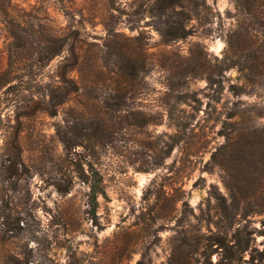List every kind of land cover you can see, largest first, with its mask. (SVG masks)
<instances>
[{
	"label": "rangeland",
	"instance_id": "374dc122",
	"mask_svg": "<svg viewBox=\"0 0 264 264\" xmlns=\"http://www.w3.org/2000/svg\"><path fill=\"white\" fill-rule=\"evenodd\" d=\"M11 2L32 58L62 37L146 59L99 141L83 134L115 85L84 86L76 70L61 81L68 49L26 59L29 75L0 84V264H264V171L260 185L246 182L232 150L264 139V65L248 69L250 49L236 44L247 32L264 59V0H198L186 36L168 40L160 0ZM94 173L104 193L91 214Z\"/></svg>",
	"mask_w": 264,
	"mask_h": 264
},
{
	"label": "trees",
	"instance_id": "16d2710c",
	"mask_svg": "<svg viewBox=\"0 0 264 264\" xmlns=\"http://www.w3.org/2000/svg\"><path fill=\"white\" fill-rule=\"evenodd\" d=\"M160 1L164 3L162 5L163 13H167V9L171 10L167 15L173 21L164 22V25L159 27L161 36L166 40L186 36L188 33L187 21L190 18V11H197L195 8L198 4V0ZM189 2H192L194 8H189L190 6L187 4ZM176 5L181 8L176 12L177 15L172 14L174 6ZM13 12L14 8L11 0H0V20L9 22L8 33L12 38L8 48V67L0 73V84L5 81L9 82L10 80L8 79H12L14 75L21 76L22 74H20V72L22 71L24 74L29 75L31 72V62L25 63L24 61L26 59L35 61L33 62L35 64H39L46 61V58L51 59L53 56L59 54L64 48L68 49V53L64 56L62 64L60 65L59 75L61 81H65V73L67 71L76 70L80 73L79 81L82 85L84 84V86L85 79L88 77H93L90 79L93 82H100L104 79H108L115 85L112 87V95L110 94L113 101L106 102L103 108H97L96 114H94L96 115V119L90 123L89 131L83 134L84 137H87V140L99 141L100 133L107 125L105 117L108 116V119L113 118V115L116 116L117 112L127 110L128 105L125 104L126 92L123 85L133 81L139 75V71L146 59L144 58V53L115 41L108 43L106 48L99 53V50L97 51L95 48H92V50L84 48L83 42L81 41L69 42L68 38L56 37L49 39L50 43L46 47V55L44 54L45 51H43V47L38 48L37 46V55L35 58H32L31 53L26 55L27 51H29V45H31L27 35H24L18 29L16 23H12L18 22L17 18L12 14ZM104 25L106 28H110L108 22H104ZM236 44L242 49H250L246 54L248 59L245 66L248 69L254 70L258 66L264 65V59L260 55L259 50L251 48V41L247 32H240ZM0 69H2L1 63ZM82 105L84 107H89V102L83 101ZM130 114L132 113L128 110V114H125V116H129ZM125 119L127 120V118ZM241 139L235 142L232 148L235 156L240 160V172L246 182L260 185L261 182L258 180V174L264 171L262 170L264 166V139L256 135L251 138H246L244 142H242ZM99 193H104L102 180L97 173H94L90 178V189L88 194V211L91 214L95 213L98 204L97 196ZM224 264H231V262L226 260Z\"/></svg>",
	"mask_w": 264,
	"mask_h": 264
}]
</instances>
